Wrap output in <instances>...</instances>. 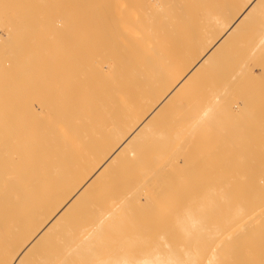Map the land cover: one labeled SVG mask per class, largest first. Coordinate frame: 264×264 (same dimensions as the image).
Returning <instances> with one entry per match:
<instances>
[{
    "label": "bare ground",
    "instance_id": "6f19581e",
    "mask_svg": "<svg viewBox=\"0 0 264 264\" xmlns=\"http://www.w3.org/2000/svg\"><path fill=\"white\" fill-rule=\"evenodd\" d=\"M173 1L0 0L6 34L22 32V15L33 33L65 29L53 48L41 35L49 58L39 33L33 54V33L0 38V264H264V177L234 203L227 181L212 187L214 170L202 189L180 190V146L205 145L196 123L228 107L218 99L237 77L226 51L264 0ZM247 146H219L212 163L247 157ZM203 147L212 158L216 146Z\"/></svg>",
    "mask_w": 264,
    "mask_h": 264
},
{
    "label": "rangeland",
    "instance_id": "374dc122",
    "mask_svg": "<svg viewBox=\"0 0 264 264\" xmlns=\"http://www.w3.org/2000/svg\"><path fill=\"white\" fill-rule=\"evenodd\" d=\"M176 1L177 0H174L169 6H172V5H174L175 3H176ZM10 13H12L11 15H9ZM9 14H8V17L11 19V20H9V21H12V19L14 20V21H16V24L17 23H19L18 25H20V26H18V27H21V28H23L22 29V32H19V34L17 33V32H15V31H13V32H15V33H12V31L11 30H8V31H10V33H8L7 32V34H6V32L4 33V32H2L1 30H0V38L1 39H3V38H6L7 39V35H17V36H19V37H22L23 38V36H21V35H23L22 33L24 32V30H26L25 29V16L24 15H22V18H21V16H20V18H18V17H13V16H15L14 14H13V11H9ZM74 15V14H73ZM69 16H71L72 17V15H69ZM13 17V18H12ZM63 19V18H62ZM62 19H55L54 20V22H56L57 21V23L60 21V20H62ZM67 20H69L70 19V17H69V19L68 18H66ZM19 20V21H18ZM67 20H62L63 21V23H66L67 22ZM13 21V22H14ZM24 21V22H23ZM64 21H66V22H64ZM21 22H22V24H21ZM61 23V24H60ZM59 25H58V31L57 32H55L54 30V28H53V30H52V32H50V31H47V30H45L46 32H48V34L46 33L45 35H43L41 32L42 31H40V32H38V33H36V32H30V31H28V30H26L25 32H28V33H30V34H38L39 36H43V38H45V36L46 35H48L49 37H50V35H51V40L49 39V37H46L47 38V40L49 39V43H51L50 45H51V47L53 48V45H55V44H58V43H60L61 41H63V43H64V40H65V34H64V26H62L63 24H62V22H59L58 23ZM65 25V24H64ZM60 28H62L63 29V31H62V29H60ZM263 28H264V10L261 12V13H259L258 15H257V17L253 20V24L251 25V26H249L248 28H247V31L243 34V36L241 37V39L240 40H238L236 43H234L227 51H226V57H232L231 58V60H232V66H231V64H229V67H228V71H226V75H227V78H232L233 79V77H237V78H234V81L232 80L231 82H233V83H231V87L230 88H228L229 90H227L226 92H224V94L222 93V94H220V96H219V99H218V102H220V103H222V100H224L225 102L224 103H226V104H228V107H222V106H219L217 109H215L214 111H213V113L211 114V119H212V117H213V119L212 120H214V121H212L211 119L209 120V121H207V123L204 121V122H202V123H205V125H201L199 122L200 121H198V123L199 124H197L196 123V126H194V127H196V128H201L202 126V128H203V130H204V132H202L201 130V132H202V134H201V132H200V134H201V136L199 137V138H201L199 141H201V140H203V138H204V140L205 141H201L203 144H205V145H203V146H205V148H207L206 146H210L209 147V149H211L212 147H213V145H214V147L216 146V147H218V149H216V147L215 148H212L211 149V154L209 155L210 157H212V158H210V159H207L208 158V156H207V154H209L210 152H209V150H205L204 149V147L202 148L201 147V143L199 144V143H197V147H196V142H195V147L193 146V147H191V148H189V151L188 150H186V151H184L185 149H183L181 146H180V149H182L183 151H181L182 153H180V190H189V188L190 189H192V190H195L196 189V191H197V188L200 190V187H201V189H202V184L203 183H205V180H204V178H208L207 176L209 175V176H212L213 175V173H209V172H214L215 171V173H216V175H215V177H214V175H213V177H211V178H208L209 180H212V181H210V182H213V183H211L212 184V187L214 188V190H218V189H220L221 190V188H223L224 186H225V181H227L226 182V186H227V188H228V190L230 191V194L228 193L227 194V196L228 195H232V194H234V195H232L231 197L230 196H228V197H230V199H232L231 200V202H233L234 200H236L237 199V196H239V197H241V198H246V197H248V196H246V197H244V193L243 192H246V190H248V192L251 190H249L248 188H249V185L248 184H252L253 182H254V179L253 178H255V182H257L258 180H260V181H262V179H263V177H264V43H262L260 46H259V49L257 50V52L256 51H249L248 52V50H249V48L251 49L254 45H253V41L254 40H256V38H260V36L262 35V32L260 31V29L261 30H263ZM60 30V31H59ZM18 31H20V30H18ZM33 31V30H32ZM24 32V34H25V36H27L26 35V33ZM60 32H61V34H60ZM258 32H261V34L259 35H256ZM12 33V34H11ZM54 33V34H53ZM56 33V34H55ZM59 33V34H58ZM57 34H58V36H57ZM38 35H35V36H32V37H30L31 39H28L27 41V43H29V41H31V43H29V48L27 47H25V50H27V51H25V53L27 52H29V50H32L33 51V49L32 48H34V45H36V43L33 45V46H31L34 42H35V40H36V38H38L37 36ZM29 36V35H28ZM31 36V35H30ZM42 36H41V39L40 40H37L38 42H40V43H43L44 41H47V40H44L43 38H42ZM254 36H256V37H254ZM25 38V37H24ZM23 38V39H24ZM40 38V37H39ZM53 38V39H52ZM58 38V39H57ZM61 39V40H60ZM33 40H34V42H33ZM57 42H55V41ZM26 41V40H25ZM25 41H23L24 43H25ZM43 41V42H42ZM51 41V42H50ZM15 41H11L10 42V45H8V48L7 49H9V50H7L8 52H16V49H13V48H11L10 46H15L16 45V43H14ZM37 42V45L38 46H41L40 45V43H38ZM22 43V42H21ZM44 43H46V42H44ZM13 44V45H12ZM15 44V45H14ZM25 45V44H24ZM46 45H48L47 43H46ZM241 45H244V46H247V45H249V46H247V47H245V49L243 48V46H241ZM32 48H31V47ZM10 47V48H9ZM42 48H44V47H47L48 49V51L46 50V48H44L45 50H44V54H45V56L46 57H48L49 58V56H48V54L49 55H53V52H52V49H51V47L48 45V46H43V44H42V46H41ZM41 47H37V48H40V49H38V51L39 50H43ZM242 48V49H241ZM247 48V49H246ZM11 49H13L14 51H11ZM24 49V48H23ZM29 49V50H28ZM247 50V51H246ZM31 51V52H32ZM34 51L36 52L37 50L34 48ZM32 52V54L33 53H35V52ZM45 51H47V53L45 52ZM244 51V52H243ZM49 52V53H48ZM254 53V54H250V53ZM27 53L26 54H24V55H27ZM31 53H29V55H30ZM28 55V56H29ZM250 55H252V56H250ZM256 55V56H255ZM33 56V55H32ZM248 57V58H247ZM261 57V59H259ZM239 59V61H237ZM243 59V60H242ZM229 62V61H228ZM236 63V66L238 67L237 69L235 68V70H237V71H233V69H234V66H235V63ZM238 62L240 63V64H238ZM257 63V64H256ZM11 64V63H10ZM10 64H8L7 66V68H9V70H11V72L13 71V66H11ZM238 64V65H237ZM245 64V65H244ZM234 65V66H233ZM241 65H243V66H241ZM256 65V66H255ZM235 66V67H236ZM240 66H241V68H242V70H239L240 69ZM259 66V67H258ZM10 67H12V69H10ZM245 67H246V69H245ZM244 68V69H243ZM253 68V69H252ZM16 69L14 68V72H16L15 71ZM230 70H232V71H230ZM245 70V71H244ZM250 70H252V71H250ZM242 71H243V73H242ZM13 72V73H14ZM230 72L233 74V75H231L230 74ZM234 72H237V74L236 73H234ZM239 72H240V74H239ZM243 74V76H241L242 74ZM245 73V74H244ZM12 74V73H11ZM235 74V75H234ZM237 75H239V76H237ZM233 76V77H232ZM240 77V78H239ZM234 87V88H233ZM194 89V88H193ZM193 89H191L192 90V92L194 91ZM197 89V88H196ZM237 89V90H236ZM191 90H189V91H185V94H187L186 92H188V93H191V94H193L192 92H191ZM198 90V89H197ZM229 92V93H228ZM227 95H226V94ZM223 97H222V96ZM231 95V96H230ZM226 97V98H225ZM229 98V99H228ZM220 99H221V101H220ZM232 99H233V101H232ZM231 102V103H230ZM233 102V103H232ZM230 104H232L231 106L232 107H230L229 105ZM181 105V104H180ZM220 108V109H219ZM232 108V109H231ZM234 108V109H233ZM223 109V110H222ZM221 110V111H220ZM237 110V111H236ZM228 112V113H227ZM235 112H237V113H235ZM230 113V114H229ZM240 113V114H239ZM261 118V119H260ZM244 119V120H243ZM229 120V121H228ZM216 121V122H215ZM211 122V123H210ZM214 123H217V124H214ZM259 123V124H258ZM251 124V125H250ZM201 126V127H200ZM210 126H211V128H210ZM224 126V127H223ZM227 127V128H226ZM244 127H245V129H244ZM255 127V128H254ZM195 128V134L197 135V136H199V132H196V129ZM198 128V129H199ZM248 128H249V130L251 129L253 132H249V133H251V135H248V136H254L255 134V136H257V137H259L260 138V141H259V138H258V142H255L256 144H257V147H256V145L254 144V145H252V146H250V147H252V150H253V152L254 151H256V153L254 152H252V153H248V156L246 157V154L244 155V156H242V155H239L240 157H243V158H241V159H239V156H232V158H231V155H230V158H228L230 161L228 162V159H227V164H228V166H229V170L231 169V171H229L228 169H227V164H226V166H225V164H224V161H222V162H218L217 160L215 161L216 163L218 162V164H216L215 162V164L214 163H212L214 160H215V158L217 157V156H215V154L217 155L218 153H219V146H221V148H220V151H223V149H222V147H225V151L227 152L229 149V152H228V154H232L233 152H235L236 150H233L232 152H231V150L232 149H235V147H238V149L239 150H242V147L244 146V148L247 146L246 144H248L249 142H252V144H253V141H251L250 140V138H248L247 139V137L248 136H246V134H249L248 132H243L242 131V129H244V131H249L248 130ZM218 129V133H216L215 134V131L214 130H217ZM238 129H240L241 131H239ZM254 129V130H253ZM258 129V130H257ZM214 132H213V131ZM224 130V131H223ZM238 130V131H237ZM257 130V131H256ZM199 131V130H198ZM213 132L212 134L210 133H208L207 134V132ZM237 131V132H236ZM260 131V134H258L257 132H259ZM225 132V133H224ZM241 133L242 132V134H239V133ZM198 133V134H197ZM205 136H204V135ZM221 134H223V136H224V139L222 140V138H223V136H221L222 138H220V135ZM258 134V135H257ZM211 135V136H210ZM212 135H213V137H212ZM216 137H215V136ZM206 136H208V137H206ZM228 138H227V137ZM242 136V137H241ZM215 137V138H214ZM226 137V138H225ZM198 138V137H197ZM196 138V139H197ZM218 139H220V141L222 142H219V140ZM226 139V140H225ZM228 139H229V141H228ZM232 139H233V141H232ZM198 140V139H197ZM241 142H240V141ZM236 141V142H235ZM238 141V142H237ZM248 141V142H247ZM228 142V143H227ZM232 142V143H231ZM235 142V143H234ZM247 142V143H246ZM262 142H263V145H262ZM240 143V144H239ZM250 144V143H249ZM249 144H248V146H247V151H249L250 150V147H249ZM218 145V146H217ZM225 145V146H224ZM228 147H227V146ZM212 146V147H211ZM232 146V147H231ZM241 146V147H240ZM230 147V148H229ZM257 149L258 148V150H254L255 148ZM193 148V149H192ZM199 148H201V152H202V150H205V152H206V154H205V152H203L202 154L203 155H201L200 153V149ZM228 150H227V149ZM243 148V149H244ZM249 148V149H248ZM254 148V149H253ZM191 149V150H190ZM215 149V150H214ZM222 149V150H221ZM238 149H237V151H238ZM215 152H214V151ZM217 150V151H216ZM213 151V152H212ZM225 151H223V153H224V155H225ZM246 151V152H247ZM200 152V153H199ZM216 152H218V153H216ZM214 154V157H213V154ZM220 154V156H219V158L221 157V155H222V157H223V154L222 153H219ZM227 154V153H226ZM227 154V155H228ZM250 154V155H249ZM258 154V155H257ZM252 155V156H251ZM200 156V157H199ZM206 156V157H205ZM251 156V157H250ZM259 156V157H258ZM198 157H199V159H198ZM201 157H203L202 158V160L200 159ZM221 157V158H222ZM245 157V158H244ZM258 157V158H257ZM192 158H193V160L195 161H193L192 160ZM235 158H237L236 160H235ZM250 158V159H249ZM257 158V159H256ZM188 159H190V160H188ZM198 159V160H197ZM217 159V158H216ZM231 159H234V161H232ZM198 161V163H199V161L201 162V163H199V164H201L200 166L198 165V166H196V168H195V165L196 164H198L197 163V161ZM241 160V161H240ZM243 160H244V162H243ZM189 161V162H188ZM247 161V162H246ZM248 161H249V163H248ZM263 161V162H262ZM191 162H193L192 164H191ZM237 162V163H236ZM239 162V163H238ZM241 162V163H240ZM186 163H187V165H186ZM220 163V164H219ZM232 163L233 164H235V165H232ZM247 163V164H246ZM253 163V164H252ZM254 163H255V165H254ZM262 163V164H261ZM241 166H240V165ZM252 164V165H251ZM185 165V166H184ZM190 165H192V167H190ZM220 165L222 166V168L220 167ZM238 165V166H237ZM246 165V166H245ZM263 167H262V166ZM189 166V167H188ZM194 166V167H193ZM212 166V167H211ZM219 167V171L218 170H216V167ZM244 166V167H243ZM249 166V167H248ZM184 167V168H183ZM188 167V168H187ZM200 167V168H199ZM211 167V168H210ZM228 170V172L226 171V169ZM232 167H234V168H232ZM251 167V168H250ZM259 167H261V170L259 169ZM191 169V168H195V169H193L194 170V173L193 172H191V171H193L192 169H191V171H190V169L189 170H187V169ZM199 170H198V169ZM220 168L222 169V170H225V173H224V171H223V173H222V171L220 170ZM224 168V169H223ZM242 168V169H241ZM248 168V169H247ZM253 168H255V169H257V170H255V169H253ZM182 169V170H181ZM185 169V170H184ZM234 169V170H233ZM246 169V170H245ZM184 170V171H183ZM210 170V171H209ZM214 170V171H213ZM242 170V171H241ZM248 170L251 172V174H250V172L248 173ZM187 171H190L189 173L187 172ZM207 173H206V172ZM218 173H217V172ZM221 171V172H220ZM257 171V172H256ZM220 172V173H219ZM227 172V173H226ZM247 172V173H246ZM214 173V174H215ZM222 173V175H218V174H221ZM241 174V176H240V174ZM252 173H254V174H252ZM189 174V175H188ZM206 174H208L207 176H206ZM227 176H226V175ZM232 174V175H231ZM245 174V175H244ZM246 174H248V175H246ZM250 174V175H249ZM183 175H184V177H183ZM186 175V176H185ZM182 176V177H181ZM206 176V177H205ZM249 176H250V178H249ZM252 176H254L253 178H251ZM227 177H229V178H227ZM257 177V178H256ZM189 178V179H188ZM227 178V179H226ZM201 181H200V180ZM245 179V180H244ZM249 179V180H248ZM198 181L200 182V184H198ZM203 181V182H202ZM206 181H208V180H206ZM221 181V182H220ZM251 182V183H249V182ZM202 182V183H201ZM209 182V181H208ZM246 182H247V184H246ZM262 182H264V181H262ZM221 183H223V184H221ZM230 185H228V184ZM231 183V184H230ZM239 183V184H238ZM244 183V184H243ZM191 184V185H190ZM196 184V185H195ZM181 185H183L184 186V188L181 186ZM199 185V186H198ZM224 185V186H223ZM245 185V186H244ZM263 186L260 188L262 191H263V194H264V184H262ZM185 186H187V189H186V187ZM198 186V187H197ZM226 186L224 187L225 189V192L226 191H228L227 190V188H226ZM231 187V188H229V187ZM238 186H241L240 187V189L238 188ZM245 188H244V187ZM194 187H195V189H194ZM211 186L209 187L210 189L212 188ZM212 188V189H213ZM223 190V189H222ZM221 190V191H222ZM223 190V191H224ZM244 190V191H243ZM231 191H233L232 193H231ZM246 193L247 195H251V194H249V193ZM262 193V192H261ZM243 194V195H242ZM263 194H262V196H263ZM262 196H261V198H262ZM264 197V196H263ZM229 199V198H228ZM263 199V201H264V198H262ZM234 203V202H233ZM262 210H264V209H262ZM215 217L216 216H214L213 215V217L211 218V220L210 221H213V220H215ZM237 219V218H236ZM234 220V219H233Z\"/></svg>",
    "mask_w": 264,
    "mask_h": 264
}]
</instances>
